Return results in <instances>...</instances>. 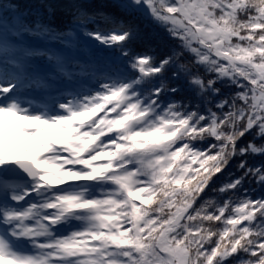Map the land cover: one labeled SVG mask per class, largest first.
Wrapping results in <instances>:
<instances>
[{
	"label": "snow or ice",
	"instance_id": "1",
	"mask_svg": "<svg viewBox=\"0 0 264 264\" xmlns=\"http://www.w3.org/2000/svg\"><path fill=\"white\" fill-rule=\"evenodd\" d=\"M46 8L0 2V264H264V0Z\"/></svg>",
	"mask_w": 264,
	"mask_h": 264
},
{
	"label": "trees",
	"instance_id": "2",
	"mask_svg": "<svg viewBox=\"0 0 264 264\" xmlns=\"http://www.w3.org/2000/svg\"><path fill=\"white\" fill-rule=\"evenodd\" d=\"M0 2L7 3L8 0H0ZM11 3L18 6L20 11L27 13L29 19L34 18L37 14H41L46 19H50L51 23L54 25H59L63 22V17L60 15L59 9H54L51 16H49L46 8V5L57 4L58 0H11ZM141 27L143 31V44L151 45L155 47L157 51L166 50L170 41L162 29L148 22H144ZM225 178L224 176L219 177L217 179V186L223 182Z\"/></svg>",
	"mask_w": 264,
	"mask_h": 264
}]
</instances>
